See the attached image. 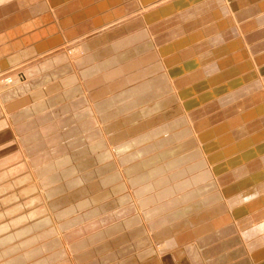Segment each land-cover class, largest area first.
<instances>
[{"label":"crops","instance_id":"0c3cea01","mask_svg":"<svg viewBox=\"0 0 264 264\" xmlns=\"http://www.w3.org/2000/svg\"><path fill=\"white\" fill-rule=\"evenodd\" d=\"M18 36L0 38V72L28 48ZM21 72L0 93V264H178L183 246L188 264H243L139 20L87 40L76 60L59 51Z\"/></svg>","mask_w":264,"mask_h":264},{"label":"rangeland","instance_id":"374dc122","mask_svg":"<svg viewBox=\"0 0 264 264\" xmlns=\"http://www.w3.org/2000/svg\"><path fill=\"white\" fill-rule=\"evenodd\" d=\"M12 1L0 0V32L3 33L0 38L17 37L38 19L45 20L47 24L21 37L18 36L32 38L25 39L30 44L24 42V46L37 45L40 46V50L29 59L21 61L20 65L11 64L0 72V93L6 91L4 87L9 84L10 77L17 73L21 75L27 63L59 51L65 52L69 57L73 56L80 52L79 47L87 40L129 22L136 20L141 22L147 38L154 47V52L165 69L182 116L188 121L201 149L206 164L204 169L216 182L218 193L225 205L224 209L233 223L236 241L240 242L241 253H244L240 263L264 264V0H187L185 2L183 0H93L90 2L92 6L94 2L109 1L106 4L109 7H103L104 9L89 17H85L81 10L89 6L90 3L86 0L85 2L84 0H55V2L51 0V4L48 0L50 8L47 5L42 6L40 15L36 12L30 14L33 17L26 16V19L21 18L20 13L24 11L26 13V9L32 8L35 2L41 4L40 1L45 0H33L31 4L33 2L34 4L29 6L28 3V8L25 7V10L17 8L26 1ZM178 1L181 6L172 8L171 4ZM69 2L76 4H72L76 9L71 6L74 11L68 7ZM131 2L133 5L130 4ZM54 4L55 8L57 7L56 11L53 10ZM223 5L229 7V10L222 11L220 6ZM15 9L17 10L12 13ZM72 12L75 14L72 15ZM104 12L111 14V17ZM244 12L245 14L238 21L237 17ZM52 15L55 16V20ZM65 16L71 18L67 20L68 17ZM78 16H81L80 19L85 17L90 22L93 20L91 23L93 25L83 26L81 23L84 22L76 18ZM85 18L82 20L86 22ZM63 19H66V22ZM29 20H34L33 24L29 23ZM61 20L66 24L64 25ZM55 22L62 25L70 34L64 35L56 27H51ZM74 27H78L80 32L72 35L78 30ZM73 28L76 30L74 31ZM232 30L234 33L229 35ZM160 37L164 38V44L171 49L168 54L160 55L159 49L161 51L164 45L162 42L160 44L163 39ZM51 38L54 40L60 38V42L58 40L54 43ZM229 40L239 42L237 46H233L232 43L230 46ZM82 52L83 50L79 53V57L82 56ZM11 186H15V183ZM41 191L44 190H40V193ZM229 210L232 214L238 210L242 212L239 216L233 217ZM195 246L198 247L196 244ZM154 247L156 252H159L163 245L155 244ZM185 250L186 246H183L178 255L173 256L178 264L183 260H185L184 264L188 262ZM256 253L259 258L253 260ZM202 260V263L206 264L207 260L204 258ZM230 262L238 263V261Z\"/></svg>","mask_w":264,"mask_h":264},{"label":"bare ground","instance_id":"6f19581e","mask_svg":"<svg viewBox=\"0 0 264 264\" xmlns=\"http://www.w3.org/2000/svg\"><path fill=\"white\" fill-rule=\"evenodd\" d=\"M14 1V0H13ZM12 1V2H13ZM15 1H17V0H15ZM22 2L23 1H26L25 3H31L33 0H21ZM37 1V0H36ZM39 1V0H38ZM66 1H68V0H66ZM71 1V0H70ZM73 1V0H72ZM93 0H86V2L87 3H90V2H92ZM101 1V0H100ZM185 1H187V0H183V2H185ZM21 2V3H22ZM41 2V4H39V3H37L36 2V4L35 5H33V7L32 8H28L27 6V8L28 9H26L27 10V12L25 13V11H24V13H20L21 15H19V16H21V18H24L25 17V19H26V16L28 17V15L29 16H32V15H30V14H35L36 12H37V14L41 11V9H42V6L44 7L45 5H47L48 7L50 6V4H51V0H50V4H49V2H48V0H45L44 2L43 1H40ZM54 2H55V0H54ZM59 1H57V3H58ZM83 2H85V0L83 1ZM105 2V1H104ZM108 2L109 1H107V2H105V3H102V2H94V6H92L91 5V3L89 4V6H87V8L86 7H84V8H86L85 10H83V9H81L82 11H83V15H85V17H89L90 15H93L94 13H96V12H98L100 9H104L103 7H105L106 8V6H108V5H106V4H108ZM56 3V4H57ZM70 3V2H69ZM80 3H82V1L80 2ZM98 3V4H97ZM227 3V2H226ZM9 4V3H8ZM11 4V3H10ZM15 4V3H14ZM32 4H34V2L32 3ZM63 4V3H62ZM73 5L75 4L74 2L72 3ZM72 4L70 3V6H68L69 8L72 6ZM78 4V3H77ZM86 4V3H85ZM110 4V3H109ZM127 4H129V3H127ZM131 5H133L132 4V2L130 3ZM179 4H180V2L178 1V2H173L172 4H171V7L172 8H177L178 6H179ZM199 4V3H198ZM16 5V4H15ZM14 5V6H15ZM20 5V4H19ZM67 5V4H66ZM69 5V4H68ZM76 5V4H75ZM82 5H84V4H82ZM111 5V4H110ZM189 5V4H188ZM191 5V4H190ZM200 5V4H199ZM208 5V4H207ZM52 6V5H51ZM62 6V5H61ZM61 6L59 7V8H61ZM65 6V5H64ZM124 6H126V5H124ZM130 6V5H129ZM181 6V5H180ZM179 6V7H180ZM216 6V5H215ZM214 6V7H215ZM227 6H229L228 4H227ZM227 6L226 5H223V6H220V8H221V10L222 11H227V9L229 8H227ZM73 8H74V6H72ZM71 7V9H73ZM109 7V6H108ZM118 7V6H117ZM167 7V6H166ZM198 7V6H197ZM203 7V6H202ZM211 7V6H210ZM213 7V8H214ZM50 8V7H49ZM54 8H55V4H54ZM53 8V10L54 11H56V9H57V7L54 9ZM66 8H67V6H66ZM66 8L64 9V10H66ZM69 8H67V10L69 9ZM79 8V7H78ZM81 8V7H80ZM125 8V7H124ZM127 9H129V8H131V6L128 8V7H126ZM162 8V7H161ZM200 8V7H199ZM219 8V9H220ZM32 9H33V11H32ZM70 9V10H71ZM74 9H76V8H74ZM74 9H73V11H74ZM115 9V8H114ZM122 9V8H121ZM120 9V10H121ZM189 9H191V8H189ZM194 9V8H193ZM203 9V8H202ZM22 10H25L24 8L22 9ZM59 10V9H58ZM63 10V11H64ZM112 10V9H111ZM125 10V9H124ZM178 10V9H177ZM192 10V9H191ZM205 10H208V9H205ZM229 10V9H228ZM52 11V10H51ZM60 11V10H59ZM59 11H58V13H59ZM78 11H79V9H78ZM81 11V12H82ZM168 11H170L169 9H168ZM199 11V10H198ZM216 11V10H215ZM62 11H60V13H61ZM67 12V11H66ZM66 12H64V13H66ZM109 12V11H108ZM163 12V11H162ZM188 12V11H187ZM232 12V11H231ZM44 13V12H43ZM55 13V12H54ZM58 13H56V14H58ZM60 13H59V15H60ZM63 13V12H62ZM78 13V12H77ZM80 13V12H79ZM104 13H106V12H104ZM113 14H114V12H112ZM178 13V12H177ZM210 13H212V12H210ZM209 13V14H210ZM36 14V15H37ZM41 13H39V15H40ZM49 14V13H48ZM72 15L73 14H75V13H71ZM107 14V13H106ZM208 14V15H209ZM229 14V13H228ZM245 14V12L244 13H241V14H239V16L237 17V20L239 21L241 18H242V16ZM58 15V16H59ZM79 15V14H78ZM95 15V14H94ZM108 16H110L109 15V13L107 14ZM114 15H116V14H114ZM18 16V15H17ZM51 16V15H50ZM52 16H54V15H52ZM75 16V15H74ZM105 16V15H104ZM149 16V15H148ZM182 16V15H181ZM203 16V15H202ZM237 16V15H236ZM235 16V17H236ZM33 17V16H32ZM57 17V16H56ZM65 17H68V18H66L67 20L69 19V18H71V16L69 17V16H65ZM73 17V16H72ZM79 17V18H78ZM78 17H76L77 19H80V17L81 16H78ZM84 17V16H83ZM84 17V18H85ZM98 17V16H97ZM102 17V16H101ZM107 17V16H106ZM111 17V16H110ZM113 17V16H112ZM178 18H180L179 16H177ZM176 17V18H177ZM11 18H12V16H11ZM13 18H15L14 16H13ZM29 18V17H28ZM31 18V17H30ZM64 18V17H63ZM74 19H75V17H73ZM84 18H81L80 20L81 21H83L84 23H81L83 26H85V25H90L92 22H93V20H91L92 22H90L88 19H86V22L84 21V20H82V19H84ZM95 18V17H94ZM56 18H55V16H54V20H55ZM66 19H63L64 21L66 20ZM90 19V18H89ZM96 19V18H95ZM99 19H100V17H99ZM103 19V18H102ZM110 19V18H109ZM22 20H24V19H22ZM28 20V19H27ZM101 20V19H100ZM177 20V19H176ZM34 20H29V23H32ZM53 21V20H52ZM62 21V20H61ZM61 21H60V23H61ZM69 21H71V20H69ZM68 21V22H69ZM95 21V20H94ZM66 22V21H65ZM67 22V23H68ZM72 22H74V20L72 21ZM98 22V21H97ZM103 22V21H102ZM171 22V21H170ZM221 22V21H220ZM62 23H63V21H62ZM61 23V24H62ZM100 23H101V21H100ZM106 23V22H105ZM222 23V22H221ZM244 23V22H243ZM3 24V23H2ZM1 24V25H2ZM16 24V23H15ZM33 24V23H32ZM49 24V23H48ZM51 24V23H50ZM64 25L66 24V23H63ZM71 24V23H70ZM80 24V25H81ZM5 25V24H4ZM91 25H93V24H91ZM90 25V26H91ZM42 27V26H41ZM51 27H56L58 30H60V31H62L63 32V34L64 35H67V33H68V31H67V29H65V28H63V26L62 25H59L58 24V22H55L54 23V25H52ZM73 27V26H72ZM86 27V26H85ZM85 27H83V30H85L84 28ZM94 27H96V26H94ZM15 28V27H14ZM74 28H77L78 30L77 31H75L76 29H74ZM73 29H74V31L75 32H73L72 33V35L74 34V33H76V32H80V30H79V28L78 27H74ZM80 28H81V26H80ZM241 28V27H240ZM20 29V28H19ZM70 29V31H71V28H69ZM68 29V30H69ZM82 29V28H81ZM93 29V28H92ZM210 29V28H209ZM16 30H17V28H16ZM64 30V31H63ZM18 31V30H17ZM88 31V30H87ZM82 32V31H81ZM54 33V32H53ZM59 33V32H58ZM234 33V31L232 30L230 33H228L229 35H231V34H233ZM41 34V33H40ZM49 34V33H48ZM55 34H57V33H55ZM62 34V35H63ZM68 34H70V33H68ZM83 34V33H82ZM82 34H78V35H82ZM88 34V33H87ZM20 35V34H19ZM61 35V36H62ZM71 35V36H72ZM90 35V34H89ZM228 35V36H229ZM10 36V35H9ZM52 36V35H51ZM51 36H49V37H51ZM83 36V35H82ZM29 37H31V36H29ZM41 37V36H40ZM63 37V36H62ZM67 37V36H66ZM70 37V36H69ZM84 37V36H83ZM42 38H44V36L42 35ZM41 38V39H42ZM78 38V37H77ZM81 38V37H80ZM160 38H163V37H160ZM26 40L27 39H32V38H25ZM25 39H20L21 40V42L23 41V42H26L25 41ZM52 39V38H51ZM63 39V38H62ZM223 39V38H222ZM222 39H220V40H222ZM254 39V38H253ZM19 40V41H20ZM39 40H40V38H39ZM43 40V39H42ZM47 40V42H48V38L46 39ZM52 40H54V39H52ZM59 40V42H60V38H58V39H56V40H54L53 42L55 43L56 41H58ZM163 40H164V38L162 39V41H160V44H161V42L164 44V42H163ZM219 40V39H218ZM38 41V40H37ZM41 41V40H40ZM21 42H20V44H21ZM32 42V41H31ZM50 42V41H49ZM52 42V43H53ZM237 42H239V41H231L230 42V40H229V45L230 46H232V44H233V46H237ZM79 43V42H78ZM232 43V44H231ZM30 44V43H29ZM46 44V43H45ZM64 44V43H63ZM67 44V43H66ZM82 44V43H81ZM162 44V45H163ZM50 45V44H49ZM83 45H84V43L81 45V47H79V51L81 52L82 50H83ZM68 46V45H67ZM28 47V46H27ZM39 47L40 46H30V47H28L27 49H25V50H21V51H17V53L14 55V56H11V57H9V58H7V59H5V62H6V64H12L13 66L15 65V66H18V65H20L21 64V61H24V60H27V59H29V57H31V56H33V55H35L40 49H39ZM53 47V46H52ZM76 47V46H75ZM163 49L160 51V49H159V52H160V55H161V53H169L170 51H171V49H170V47L168 46V45H166V44H164L163 46ZM154 48V47H153ZM156 48H157V46H156ZM53 50V49H52ZM55 50V49H54ZM221 50V49H220ZM241 51V50H240ZM47 52V51H46ZM79 52V53H80ZM222 52V51H221ZM79 53L77 54H73V56L71 55L69 58H70V60H76L77 58H79ZM41 54V53H40ZM51 54V53H50ZM206 54V53H205ZM68 55V54H67ZM81 55V54H80ZM169 57V56H168ZM163 58V57H162ZM173 58V60L175 61L176 59H175V57L173 56L172 57ZM171 59V58H170ZM68 60V59H67ZM171 61V60H170ZM173 61V62H174ZM218 61H220V60H218ZM61 62V61H60ZM178 62V61H177ZM13 63H15V64H13ZM221 63V62H220ZM23 64V63H22ZM52 66V65H51ZM42 69V68H41ZM198 69V68H197ZM47 70V69H46ZM227 74V73H226ZM8 82H9V84L8 85H6L4 88H5V90H7V89H11L12 87H17V86H19L20 84H22V82H24L23 81V72H21V75H19V73H17V74H14V76H12V77H10L9 79H8ZM189 90V89H188ZM178 92V91H177ZM233 94V93H232ZM189 102H191V101H189ZM193 102V101H192ZM2 106V105H1ZM41 193H42V191H41ZM43 194V193H42ZM228 206V205H227ZM230 208V207H229ZM243 208V207H242ZM230 210H231V208H230ZM229 210V211H230ZM241 210H238V211H236V212H234L233 214H232V211H230V214L233 216V217H236V216H239L240 214H241ZM244 212V211H243ZM237 219V218H236ZM236 219H235V221H236ZM257 243V242H256ZM178 255V254H177ZM176 256V255H175ZM258 258H259V255L256 253L254 256H253V260H258ZM256 262V261H255ZM257 263V262H256Z\"/></svg>","mask_w":264,"mask_h":264}]
</instances>
